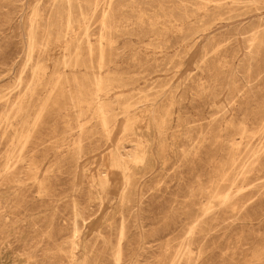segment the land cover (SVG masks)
<instances>
[{
  "label": "rangeland",
  "instance_id": "rangeland-1",
  "mask_svg": "<svg viewBox=\"0 0 264 264\" xmlns=\"http://www.w3.org/2000/svg\"><path fill=\"white\" fill-rule=\"evenodd\" d=\"M0 264H264V0H0Z\"/></svg>",
  "mask_w": 264,
  "mask_h": 264
}]
</instances>
